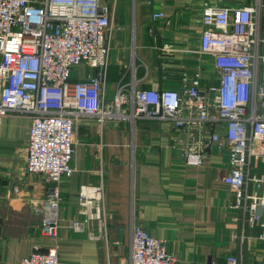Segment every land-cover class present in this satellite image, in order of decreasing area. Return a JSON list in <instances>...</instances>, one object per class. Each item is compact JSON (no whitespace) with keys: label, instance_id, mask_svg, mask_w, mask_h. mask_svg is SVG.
I'll return each mask as SVG.
<instances>
[{"label":"built area","instance_id":"built-area-1","mask_svg":"<svg viewBox=\"0 0 264 264\" xmlns=\"http://www.w3.org/2000/svg\"><path fill=\"white\" fill-rule=\"evenodd\" d=\"M231 6L205 3L197 52L211 55L215 81L202 86L200 72L182 70L176 87L137 86L120 79L106 96L109 36L116 0H0V125L14 114L30 120L24 170L53 183L31 202L45 245L35 244L20 264H60L59 182L75 170V129L82 119L99 126L162 120L186 166H201L213 145L226 155L223 183L250 227L264 228V82L258 79L263 0ZM165 15L156 11L154 20ZM94 69L71 81L80 64ZM189 81V85L186 82ZM1 129V128H0ZM18 192V187H13ZM103 185H81L74 231L105 234ZM1 232V226H0ZM130 264H177L163 239L139 224L131 227ZM228 264H237L234 256Z\"/></svg>","mask_w":264,"mask_h":264},{"label":"crops","instance_id":"crops-1","mask_svg":"<svg viewBox=\"0 0 264 264\" xmlns=\"http://www.w3.org/2000/svg\"><path fill=\"white\" fill-rule=\"evenodd\" d=\"M251 2L116 0L106 96L112 98L120 79H141L137 86L142 88L176 87L182 70L200 72L202 86L213 83V57L196 50L203 7ZM156 11L165 16L154 20ZM259 34L263 39L264 8ZM259 51L264 53L262 42ZM94 72L80 64L71 81ZM258 79L264 82V62ZM0 128V264H20L35 244L47 242L31 202L44 198L53 183L44 175L25 173L30 120L10 114ZM75 137V170L59 182L60 264H130L133 223L163 239L177 264H228V256L237 264H264V228L250 227L234 206L233 194L222 181L226 155L218 146L211 147L201 166H186L172 144L167 122L156 119L107 126L82 119ZM254 172L264 175V160ZM89 184H102L104 189L102 204L108 217L105 234L97 238L71 228L78 216V189Z\"/></svg>","mask_w":264,"mask_h":264}]
</instances>
